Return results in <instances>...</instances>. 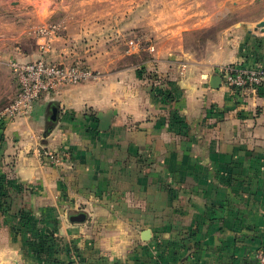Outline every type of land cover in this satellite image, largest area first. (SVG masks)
Wrapping results in <instances>:
<instances>
[{
    "label": "crops",
    "instance_id": "crops-1",
    "mask_svg": "<svg viewBox=\"0 0 264 264\" xmlns=\"http://www.w3.org/2000/svg\"><path fill=\"white\" fill-rule=\"evenodd\" d=\"M236 32L233 58L208 70L157 57L146 71L47 93L29 116L4 124L0 264H48L36 233L53 234L60 259L75 264H258L264 85L243 94L210 85L219 65L264 63V29ZM157 85L173 98L158 96ZM45 150L67 155L55 165ZM23 206L37 229L18 219Z\"/></svg>",
    "mask_w": 264,
    "mask_h": 264
},
{
    "label": "rangeland",
    "instance_id": "rangeland-1",
    "mask_svg": "<svg viewBox=\"0 0 264 264\" xmlns=\"http://www.w3.org/2000/svg\"><path fill=\"white\" fill-rule=\"evenodd\" d=\"M263 15L264 0H0V112L18 90L12 62L79 64L93 74L82 83L157 57L208 70L233 58L236 30H262Z\"/></svg>",
    "mask_w": 264,
    "mask_h": 264
},
{
    "label": "built area",
    "instance_id": "built-area-1",
    "mask_svg": "<svg viewBox=\"0 0 264 264\" xmlns=\"http://www.w3.org/2000/svg\"><path fill=\"white\" fill-rule=\"evenodd\" d=\"M18 90L3 111L0 123L6 124L18 117H27L34 104L45 94L57 92L61 88L76 85L93 78L91 71L79 64L52 63L44 58L28 62H12ZM222 77V84L238 94L247 89H258L264 85V67L241 66L240 63L219 65L215 69ZM44 155L55 165H59L67 155L65 152L44 151ZM258 264H264V250L255 252Z\"/></svg>",
    "mask_w": 264,
    "mask_h": 264
},
{
    "label": "trees",
    "instance_id": "trees-1",
    "mask_svg": "<svg viewBox=\"0 0 264 264\" xmlns=\"http://www.w3.org/2000/svg\"><path fill=\"white\" fill-rule=\"evenodd\" d=\"M241 66L245 67H252L254 64H247L245 62H239ZM263 86H261L258 91L262 89ZM154 92L158 96H162L164 98H173V93L169 92L167 89L160 87L159 85L154 86ZM166 100V99H165ZM4 124L0 123V128H2ZM6 178L4 175H0V209H3L4 211H8L9 203L7 198L9 197L8 189L6 187ZM15 187L22 188L23 186L21 184H17ZM18 219L22 223L24 227L28 228H36L37 220L33 217L32 211L28 209L27 207L23 206L22 209H20L18 214ZM37 229V228H36ZM21 230V229H20ZM37 234V239L34 242V249L38 256L44 257L45 261L48 262V264H75L74 260H70L69 262H64L62 259H60L61 254V248L58 247V241H56V237L53 234H49L45 237H43L40 233ZM47 243H50L47 246ZM55 244V245H54ZM71 249L66 246L65 248V254H67V257L71 259Z\"/></svg>",
    "mask_w": 264,
    "mask_h": 264
},
{
    "label": "water",
    "instance_id": "water-1",
    "mask_svg": "<svg viewBox=\"0 0 264 264\" xmlns=\"http://www.w3.org/2000/svg\"><path fill=\"white\" fill-rule=\"evenodd\" d=\"M260 27L262 29H264V21H261V22H259L257 24V28H260ZM221 83H222V77H221L220 74L214 73V74L211 75V77H210V85H211V87L219 88ZM50 119L52 121H56L57 120V109H53L52 114L50 115ZM143 238H144V240H148V239L151 238L149 230L144 232Z\"/></svg>",
    "mask_w": 264,
    "mask_h": 264
}]
</instances>
